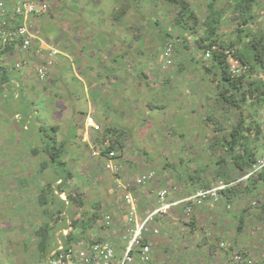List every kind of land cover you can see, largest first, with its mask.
Masks as SVG:
<instances>
[{
  "label": "rangeland",
  "instance_id": "rangeland-1",
  "mask_svg": "<svg viewBox=\"0 0 264 264\" xmlns=\"http://www.w3.org/2000/svg\"><path fill=\"white\" fill-rule=\"evenodd\" d=\"M103 1L106 5H109L110 11L107 15H105L103 12V10L106 9V6L103 5ZM118 1L119 0H55L54 5L58 4L61 7L54 6L53 11L57 12L58 10L63 12L64 10H62V4L72 7L75 3L78 6V11H82L83 8L90 9L92 7L94 18H90V23L87 20L86 15L75 14L76 16L74 15L72 20L58 19L60 20L61 25H63L62 29L66 28L68 33L73 30L72 36L74 37V34L77 36L79 35V29H83L85 25L89 24V27L84 30V32H87L86 35H83V39L87 42L88 48L90 45L93 46L95 44L93 50L100 47L98 50L100 51L105 47V49L108 48L112 51L125 53L129 50L131 51L130 44L134 42L128 41L122 35L130 36L131 30L125 28L122 32L115 33L113 28H109L107 26L104 27L105 23L112 24V18L115 16L114 13L119 8L120 3ZM210 1H214L213 3L215 7L219 8V10L223 7L227 9L230 8L227 11L230 13H224L222 17L223 25L218 32L219 37L223 38L226 35H229L232 29L240 21L239 17L233 13L234 10L239 7L238 3L240 0H190V2L194 5V10H192V12L200 14L202 19L205 20L209 13L207 7L210 5ZM52 2L53 0L50 1V4H52ZM137 2L146 9L145 15L147 17L150 15L151 10L149 4H152V8L155 11V17H151L153 22L152 26L156 24L154 18H159L157 19V22L161 21V23H159L161 27L160 29L165 32L172 31L170 34H172L174 38L179 37L175 42H177L176 44L178 48H181V51L178 50L176 52L177 54L175 53V63H173V60L167 61L163 53L164 48L161 49V43L163 42L160 41L162 36H160L159 32L157 31L158 27H151V25H147V21H145L146 24H144L143 21L140 22L138 27L140 28L141 25L144 26L142 34L144 36L143 40L139 43L137 42L138 46H141V50L139 49L137 52L134 50L133 52L135 55L139 54V56H137L135 59L142 68H138L135 61L130 62L131 65L128 67L131 71L138 69L139 72L147 73L150 77V80L152 82L155 81L154 83L151 81L149 82L148 85L152 83L153 86L151 85L149 89H146L147 91H144L145 93L143 94L140 92L141 89L138 86L139 83L133 82L132 77L129 78V81L122 83L123 78L121 76H123V73H121L119 78H116L117 75L113 76L114 79L116 78L115 83H113L112 80L105 82L106 84H104L102 87V94L99 92L100 89L98 90L99 94L101 95V100H92V97L90 96V101V97L87 98V96L82 94L88 92L89 95L93 88L90 89V87H87V79L83 75L85 80L80 77L83 80L82 85L80 82L81 89L78 85V89L80 91L76 95L72 94L71 98V94L66 90L63 92V94L65 93V97L68 99L65 101H60V99H57L56 97L53 98L51 95L52 93L47 94V91L38 93L36 90H34L31 92V87H44L47 86V83L37 84L36 80L35 83L30 82L28 85L26 80L24 81L23 77L14 70V66L20 61V57L17 56L8 59L4 57V63H0V68L6 70V74L3 75L0 69V83L2 82L3 77H7L6 86L4 87L0 84V264H50L48 259L39 251V232L37 234L36 231L45 222L50 223L49 214H56L57 217V211L61 212L65 209L64 205L66 204L60 200L58 195L60 193L59 190H56L57 188L55 189L53 186L56 183L57 178L64 180V190L67 193L66 196H69L71 195L69 193L73 192L74 190L72 191L68 188L67 190L65 186L69 181L68 175L72 174L73 178L70 182L71 185L75 188L79 186L81 189V193H79L82 196V201H86L88 204L96 201L99 204L105 202L108 204L113 199H119L120 194L116 192L114 187H111V189L108 190L105 186H103L104 182H112L113 178L111 173L109 171H104L106 174L101 173V170H98L95 167L93 168V165L96 163L102 170H105L104 166L107 160L103 157H98L100 156L99 150L103 147L100 144V139H98V136L100 133H102V130L106 128L104 125L107 121L105 122V120H108L109 117H111L113 120H116V124L118 126L116 131L118 132V135L120 133H124V137H119V140H127L125 141V147L123 149L125 153H122L124 159L122 158V166H120L123 170L121 179H129L128 181L130 182L135 178V176L140 174V172H138L139 170L141 173H146L151 170L157 171V169H159L157 173L159 174L160 179H162V183L159 179L152 182L150 186L143 188L144 193L148 192L150 194L153 189L154 191L161 189L158 194L165 193L164 189L170 192V186L173 184V187L179 193L177 196H175L179 199L177 202H182L184 200L190 201L196 197H199L200 195L206 194L207 192L217 193L219 189L220 191H223V189L226 187L240 181L235 178V180L228 182L224 178L217 176L215 179H213V182H211V180L203 182L204 180H202L203 183H200L201 187L195 190L194 187H187V180H182L178 176L181 175V177H183L182 169L186 170V165L188 164L190 166L188 168V172L190 174L196 172V166L193 164L192 158L189 157V155H192L191 150L195 148H199L200 151L196 160L203 162L204 168L208 173L212 170H216L217 167H222L217 163L219 148L217 146L211 147L213 144H206L205 146L201 147V143H199L201 141L197 138L198 130H196V124L205 123L203 119L206 117V115L210 113H216L217 115L216 111H211V109L215 106V103H213L215 100L209 98L213 97V92H215L214 88L219 82V79L215 80L213 77H208V75L205 76V74H191L192 70L190 67L193 66V64L190 65L188 59H184L186 58L185 51H183L185 45H183L182 40L188 44H195L196 40L198 39V34H192L191 31V33H187L185 37L180 35L182 34L181 30L178 27H175L177 24L175 15L177 14L174 5H165L159 0H137ZM260 2L263 4L262 7H264V0H257V4ZM96 6H100V8H97ZM167 7L170 8L167 9ZM195 7L197 10H195ZM253 11L258 12L259 14L257 17L258 23H256L255 26L253 25V29L255 28L256 30L249 29V31H246L247 35H255V31H264V8L257 6ZM81 19L84 20L79 24L77 20ZM45 21L52 27L58 26L56 20L46 19ZM46 22L43 25L40 21H36L34 23V26H36V29L38 30V39L41 42L40 46L38 47L40 50L38 51H41L40 53L45 55L51 51V45L47 37L52 38L55 36L53 33H48L47 29H45L44 26H46ZM95 25L97 28H95ZM72 27L73 29H71ZM135 30L137 29L135 28ZM90 31H99L98 34H105L108 42L105 45L100 41L88 44V42H91L90 40H87V35L91 33ZM155 35L158 37L155 38ZM247 35H244V38H246ZM120 37L122 41L119 40ZM234 49L237 52H242L244 47H239L238 45ZM60 50L62 51V49ZM200 53L204 58V53H202V51ZM77 54L78 52L74 51L73 54L70 53L69 55L70 57H75ZM96 55L97 56L94 58V62L99 61V57L106 59V61L109 60V57L106 54H99L98 52ZM237 60L241 64L250 67L249 64H246L240 58H237ZM59 61L62 62L63 60L59 59ZM55 62V70L58 72L59 66L57 64V60H55ZM122 62L125 61L123 60ZM39 65V62H32L30 64L31 70L35 71L38 69ZM74 65L77 67L79 64L77 65L74 63ZM64 66H66L65 60L63 61V67ZM92 66L93 64L91 63V67ZM79 68L80 66L77 67L78 70ZM174 68L178 70V72L176 71L178 79H175V82L177 81L176 83H178L175 85L176 87L174 85L171 87L162 85V83L164 84L165 82V76H168L171 69L174 70ZM55 70L52 69L54 75ZM69 70L70 69L68 68L66 69V71ZM155 70H163V73L157 74L154 72ZM188 72H190V74ZM254 72L255 73H252V75H247V77H249L251 82H258L260 75L257 70H254ZM159 75L161 76L160 78H158ZM17 80L22 82L20 86L22 89H19V87L15 85L16 83H14V81ZM84 84L86 87H83ZM111 85L116 87V93H120L121 105L124 107L123 110H125L127 113L126 116H123V118L117 115V110L120 109H117L118 103L116 102L115 97L105 99L102 104L103 98L106 97L105 92H107V87H110ZM142 89L145 90V88ZM152 92H155L157 96L153 95ZM18 95L19 98H17ZM71 99H73L72 103ZM150 101L160 103L161 105L159 106H165L164 111L160 113L163 116L157 115L155 113L148 115V113L142 112V110H145L147 106L146 104H148ZM178 103L181 105V109H179L180 114H178L176 111V104ZM81 104L84 107L82 108L84 111L79 115L80 112L78 111V108L81 106ZM103 109H106L107 113L104 112ZM99 110H102L103 114ZM258 111L259 114H253L251 118L243 117L245 123L244 127H251L252 124L254 125L256 123H258L260 127H264V104L263 108L255 110V112ZM97 112H99L98 116L104 115L103 118L100 119L101 123L97 122L99 126L98 129L85 127V123L84 127H77L78 117L82 118L83 121L88 114L89 117L94 118V115ZM241 114L242 113H237V118L236 116L230 114L226 116V118L219 115V119H223V121L227 122L226 126L224 125L225 129H231L232 124L237 123ZM130 116L133 117L132 120ZM102 123L104 124L101 125ZM190 123L195 124V126H193L195 127V130L191 134L192 138L186 137L182 139L179 136L173 138L164 129L165 126L168 127L169 125L172 126L174 124L175 126L179 127L178 130L180 132H185L187 134L189 133L188 129H190L188 126H191ZM120 124L123 126H119ZM39 125L42 127L40 126L38 129ZM54 125L57 127V129L54 130L57 131L56 135L51 129ZM144 134L146 135V138L143 139L142 136ZM228 134H231V130L228 132ZM148 136H150L152 139H150L151 144L147 145L146 142H149L147 141ZM255 136L254 138H256ZM259 136L257 137L258 139L255 140L257 146H259L256 157L261 156L263 153V137ZM56 139L59 141L57 145L58 148H62L63 155H61L56 162L49 164V161L52 160L51 158H46L48 155H53L51 151L53 152L54 147L57 146L55 143ZM192 142L195 144H191ZM148 146L149 149L153 147V151L150 149V153H152L151 158H149V156H145L142 153H137L134 156L135 150L144 149ZM36 149L37 153L32 152V150ZM89 149L92 151V154ZM209 149L212 152L207 151ZM116 150L120 152L118 149ZM165 153L171 155V157L166 164H162V161L166 162L163 160L165 159ZM79 155L81 156L80 159ZM182 163H185V165L182 166ZM237 165L238 164L235 160L233 161L230 159L224 167H226V170L228 167L229 172L232 171L235 173ZM51 167L52 170L50 174H48L47 171ZM126 174L129 175V177H127ZM240 174L243 175L242 179L246 180L250 175L247 170L239 171L236 176L240 178ZM114 177L116 178V176ZM206 177H209V175H205L204 178ZM88 178L93 179L99 184H91L92 186H90L92 180L86 181ZM99 181H102V183ZM254 181L257 186L264 189V183L261 180L254 179ZM32 182L34 183L33 185ZM188 184H190V182ZM32 187H40L42 191H48L47 188H51L56 190V195L53 197V192L50 191V193L47 194V200L49 201L48 204L46 203L45 205H41V202L36 204L34 200V194L37 191L34 192L33 189H30ZM162 187L166 188L162 189ZM63 196L64 195H61V198ZM211 196L212 199L209 201V203L218 202L215 199L220 200L219 193ZM181 197H184V200H180L182 199ZM173 201H176V199L174 198ZM239 202L240 210L252 206V204L248 203L247 201L240 200ZM230 204V207L234 206L235 201H231ZM236 206L238 207L237 204ZM44 210L47 211V215L44 213ZM188 211H190V209ZM73 212H75V207H73ZM205 212H207V210H205ZM70 213H72V211H70ZM181 215L186 216L187 214H185L184 211L181 213ZM98 221V226L102 228V221ZM174 221L170 226L172 228L170 232L172 233L178 232L180 230L178 216ZM65 222L66 219L61 221L60 228L68 227ZM201 230L203 232L206 230L204 224L201 226ZM181 231V234L186 233L184 230ZM205 233L208 236L211 235L210 230H207ZM50 234V238L47 241L48 248L52 249V247H55V245L58 243V239L63 240L64 242L66 241L65 235L61 234V236L57 238L55 233L52 234L50 232ZM253 234L252 228H248L242 233V235L235 234L230 238H223V241L228 245L229 248H232L236 251H246V253L252 256L253 254L257 255L256 257L259 261H264V230L261 231L260 234H256V236H253ZM212 237L213 241H211V243L213 245H217L219 241L214 238V235ZM176 238L179 239V234L176 235ZM239 239H243L244 247L237 246L236 240ZM204 241L208 242L209 238H207L205 235H201L198 239V243H201L202 245L193 244L192 259H201L202 255L206 253H208L207 258L209 257L211 247L208 244L205 245L202 243ZM175 242V246L179 248L181 243L178 240ZM174 243L172 245H174ZM176 247L172 248L175 249ZM169 253L172 255L173 260H177L175 254L171 252ZM168 258V255H164V260H168Z\"/></svg>",
  "mask_w": 264,
  "mask_h": 264
},
{
  "label": "trees",
  "instance_id": "trees-1",
  "mask_svg": "<svg viewBox=\"0 0 264 264\" xmlns=\"http://www.w3.org/2000/svg\"><path fill=\"white\" fill-rule=\"evenodd\" d=\"M47 1L50 2L51 0H47ZM159 1L165 5L175 6V11L177 14L175 15V20L177 22L175 27H178L181 30L182 34L180 35H183L185 37L187 33H191V31H192V34H195V33L198 34V39L196 40L195 44L194 43L188 44L187 42L183 40V45H185V48H186V50L185 48L183 49L186 55V58L184 59L185 60L188 59L190 65L193 64V66L190 67V69L192 70L191 74H194V73L195 74L197 73L205 74V76L208 75V77H213V79L215 80L219 79V82L217 80L218 83L216 87L214 88L215 92H213V97L209 98V99L215 100L213 101V103H215V106L211 109V111L212 112L216 111L217 115L216 113L215 114L210 113L206 115V117L203 119L205 123H203L200 127V128H203V131H199V133L197 134V138L201 141L199 142L201 143V147L205 146L206 144L208 145L210 144V142H205V139H208L209 141H212L211 142L213 144L212 146H217L219 148V152H218L219 155L217 156V163L218 165H221L222 167H217L216 170H212L208 173L204 168L203 162L196 160L199 155L198 153L200 151L195 152L194 150H192L194 155L191 158H192L193 164L196 165V172H193L190 174L188 172V168L190 167L188 164L186 165L187 166L186 170L182 169L183 176L190 175L189 178L193 181L192 182L193 186L197 185V183L200 181V177L203 178L204 175H207V176L209 175V177H206L205 180L206 181L211 180V182H213V179H215L217 176L224 178L228 182L235 180V178H237L236 174L239 171L247 170L248 168L249 169L251 168L250 162L256 158L257 150L259 147L257 146L255 140L258 139L257 137L259 135L261 136V133H263V128L261 129L259 124H254V125L252 124L251 127H244L245 123L243 120V117L251 118L254 114L252 113L253 111L248 106L254 107L259 104L257 108L259 109L264 104V35H263L264 31L263 30L260 32L255 31L254 32L255 35L246 34V31H249V29L256 30L255 28L253 29V25L255 26L256 23H258L257 17L259 14L258 12H255L253 10L257 6L264 8L262 7L263 4L261 2H260L261 4L260 3L257 4V0H240L238 3L239 7H237V9L234 10L233 12L234 15L239 17L240 21L238 22V24H236L237 27L233 28L229 35H226L225 37L221 38L219 37L218 32L221 26L223 25L222 17L225 12L230 13V12H227L230 8L227 9L223 7L219 10V8L215 7L213 3L214 1L213 2L210 1V5H208L207 7L209 10V13L206 19L204 20L202 19L200 14L196 12H192V10H194V5L190 2V0H159ZM118 2L120 3L119 8L114 13L115 16L112 18V24L105 23L104 27L107 26L109 28H113L115 33L122 32L123 29L125 28H128L129 30H131L130 36L122 35L128 41L134 42L130 44L131 51L129 50L124 53V52L112 51L111 49H108V48L105 49V47L102 48L99 51V54L103 53V54L108 55L109 60L106 61V59H102L99 57V62H97V65L99 66L94 65L91 69L87 68L85 71L86 77L92 76L91 74L96 72L95 74H97L98 76L95 78V81H99L98 83L101 85L100 80L103 76H108L110 79L113 80L112 76L117 75L116 78H119L120 74L123 73L122 74L123 76H121L123 78L122 83H124L125 81H129V78L132 77L133 82L139 83L138 86L141 89L140 92L143 94L145 93L144 91H147L146 89H149V87L152 85V84L148 85L149 82L151 81L149 75L145 72L144 73L139 72L138 69L137 70L134 69L131 71L130 68L128 67L131 65L130 62H133V61L136 62L135 58L139 56V54L135 55L133 51L135 50L137 52L139 51V49L141 50V46H138V43L143 40L144 36L142 34H143L144 26L141 25L139 28L138 25L140 24L141 21H143L144 24H146L145 21H147L148 22L147 25H151V27H158L157 31L159 32L160 36H162L160 41L163 42L161 43V49L164 48L163 49L164 55L166 54V51L169 49V46L172 45V48H171L172 57L170 58V60H173V63H175L174 61L175 53L178 50L181 51L180 50L181 48H178V46L170 44V43H177L175 41H177L179 37L174 38V36L170 34L172 31L165 32L161 30L160 29L161 27L159 24L161 23V21L157 22V19L159 18L157 19L154 18V21L156 22V24L152 26L153 22L151 20V17L152 16L155 17V11L152 8V4H149L151 10H150V15L147 17L145 15L146 9L142 7L141 5H139L137 0H132V1H128V0L120 1L119 0ZM103 5L106 6L107 10L106 9L104 10L102 9V10L105 13V15H107L108 12L110 11L109 5H106L104 1H103ZM54 6L61 7L58 4ZM73 7H78V6L74 4ZM96 7L100 8V6H96ZM53 8L50 9L48 13V14H51L49 19L56 20L58 26L52 27L45 20L40 19V22L42 23V25L46 22V26L44 27L45 29H47L48 33H53L55 35L52 38L49 37V43L58 48H62V45H63L62 43L65 44L67 42L69 43V50L73 54L74 53L73 51L75 50L78 51L77 46L69 41V37L72 36L73 30L68 33V30L66 28L62 29L63 25H61L60 20H58V19H64V20L71 19L72 20L73 15L66 14V10H70L68 9L70 7L62 4V10L64 11L62 12V11L57 10L58 14L57 12L53 11L54 10ZM169 8L170 7H167V9ZM195 10H197L196 7H195ZM135 28L138 31L135 30ZM71 29H73V27ZM98 32H97L96 39L105 45L108 42L106 35L98 34ZM244 35H247V37L244 38L245 37ZM121 37L119 38L120 41H122ZM157 37L158 36L155 35V38ZM79 43L80 45H82L83 41L80 40ZM238 45H241L244 47V50L242 52L241 51L239 52L238 57L242 61H244L246 64H249L251 66L250 67L251 69L248 75H252V73H255L254 70L258 71L260 75L258 82H251L249 80V77H247V75L246 76L245 75L234 76L232 73H230L227 62H226V56L223 52H215L213 54L212 59H210L209 61L205 60V54L210 52L212 46L214 47L216 46L220 49H224V48L232 49ZM89 50L90 49L88 47L83 49V51L87 52L88 58L91 59L92 57H95V55H92L91 51ZM201 51L202 53H204V58H203V55L200 53ZM15 55L19 56V54H17L16 50L13 48H7L6 50H3V52L0 53V63H4L3 61L4 57L8 59L11 56H15ZM75 57H77V55ZM35 59H37V56L35 57ZM123 60L125 62H122ZM40 63L42 65L47 64L45 60L40 61ZM136 66H138V68H142L140 67L138 63ZM0 69H1L2 74L5 75L6 70H3V68H0ZM162 71L163 70H155L154 72H156L157 74L158 73L160 74V73H163ZM176 71L178 72V70L175 68L174 70L171 69L168 76H165L166 79H165L164 84L162 83V85H165L166 87L167 86L171 87L173 85L175 86L176 84H178L176 83L177 81L175 82V79L176 80L178 79ZM188 73L190 74V72ZM160 77L161 76L159 75L158 78ZM61 81L64 83V80H61ZM77 82H78V79H75L74 84H76ZM64 86L66 89H68L69 83L65 82ZM142 88H145V90ZM110 90H113V89H111V87H107V92ZM100 91H102V86L100 88ZM72 92H73L72 90H71V93L69 92L71 96H72ZM112 97H115V100L118 103L117 109H120V110H117L118 112L117 115L123 118V116H126L127 113L126 111L123 110V107L121 105L120 93H116L114 91V93H112ZM153 103L156 106L161 105L160 103L150 101L148 104H146L147 106L145 110H142V112H147V110L151 111L152 108L150 107V105H152ZM176 107H177L176 111L178 112V114H180L179 109H181V105L178 103L176 104ZM158 108L160 109V112L164 111L163 105L159 106ZM104 112L107 113V111H104ZM237 113L239 114L242 113L240 116L241 118L240 117L238 118V121L236 124L234 123L232 124L231 129L229 128L225 129L227 122L223 121V119H219V115L226 118V116L230 114V115L236 116L237 118L238 117ZM130 118L131 120L133 119L132 116H130ZM105 122H106L105 123V127H106L105 134L99 138L100 144L103 146L101 150V154L104 157L109 152L115 150L116 148H118V146L122 145L123 141L119 140L120 139L119 137L121 138L124 137V133H120L118 135V132L116 131L118 129L116 120H113L111 119V117H109V119L108 120L106 119ZM178 128L179 127L175 126L174 124L172 126L169 125L168 127L166 126L164 127V129L168 132V134L172 136L173 138L177 136L181 137L182 139L186 137L192 138L191 134L189 135V133L186 134L185 132H180ZM55 129H57V127H55ZM205 129H208L209 133H207ZM227 130L229 131L231 130V134H228ZM254 136L256 138H254ZM150 139L152 138L148 136L147 141L149 142H146L147 145L151 144ZM191 144H195V143L192 142ZM150 149L153 151V147H151ZM150 149L148 146L147 148L138 149L139 151L138 150L136 151L144 154L147 157L149 156V158H151L152 153H150ZM195 149H199V148H195ZM51 153L53 154L52 155L53 157L51 156L52 162L49 161V164L56 162L57 159H59L60 156L63 155L62 148H57V146L54 147V151L53 152L51 151ZM166 157H168L167 153H165V159H163L166 162L162 161V164H166L169 161V159ZM230 159L233 161L235 160L237 162L238 164L236 166L237 173L236 172L234 173L232 171L229 172L228 167H227V170L225 169L226 167L224 166ZM60 165H63V164H60ZM184 165L185 163H182V166ZM138 172H140V174L144 173V172L141 173L140 170ZM240 175L241 177H243L242 174ZM68 177H69L68 178L69 180L73 176L69 174ZM254 179L261 180L262 182H264L263 181L264 180V170L260 172L259 174H257L255 177H253L250 183L248 184H245V182L235 183L233 185L228 186L221 194L224 197V199L229 203H231V201L233 200L235 202H238L240 199H243V198L247 200H252L256 198L255 200H258L261 202V204L259 205L263 206L264 205V189L258 188L255 190L254 187L256 183ZM58 188L56 190H59L60 193H63L64 188L60 187L61 190ZM47 189L48 191L43 190L41 192L42 193L41 205H45L46 203L47 204L49 203V201L47 200L48 199L47 194L50 193V191L53 192V197L54 195H56L55 194L56 190L51 189V188H47ZM141 189L143 190V188ZM75 193L76 194L71 193L70 200L75 202L77 206L79 205L82 206L84 203L82 201L81 194L77 191ZM251 202L252 201H250V203ZM251 208L252 206L245 208V209L247 210ZM45 211L44 213L47 215V211L46 212ZM77 224H78V221L77 220L74 221V225H77ZM38 232H39L38 234L39 239L41 238V240L38 243V247L42 251L41 253L43 254V256L46 257L47 253L51 250V249L48 250L49 248L47 246V241L51 235L49 226L41 227L38 230ZM174 235L175 236L172 238L173 239L172 244L176 240H178L181 243L182 240L180 239L181 238L180 235H179V239L176 238L177 234H174ZM192 241H191V238L187 237V242L191 244ZM175 245H176V242L174 243L173 247H176ZM175 249L178 252L177 253L178 258L186 262L187 264H198L199 263L198 261H196V259L191 258L192 251H193L192 244L189 247V253H190L189 256L185 254V247L182 243L179 248L176 247ZM195 254H198V253H195ZM164 255H166V252L164 253ZM202 259L206 260L205 254L202 256ZM166 264H168L167 261H166ZM210 264H214V263L212 262ZM261 264H264V261L261 262Z\"/></svg>",
  "mask_w": 264,
  "mask_h": 264
},
{
  "label": "crops",
  "instance_id": "crops-1",
  "mask_svg": "<svg viewBox=\"0 0 264 264\" xmlns=\"http://www.w3.org/2000/svg\"><path fill=\"white\" fill-rule=\"evenodd\" d=\"M68 9H70V10H66V14H68V15L72 14L73 16L75 14L86 15L89 23L91 22L90 18L91 17L94 18V12L92 10V7L90 9L83 8L82 11H78V7H70ZM83 20L84 19L77 20V21H79V24H80V22L81 21L83 22ZM88 25H85V27L83 29H79L80 32H78V34H79L78 36L76 34H74V37L73 36L69 37L70 42H72L78 48V51L75 50V52H78L77 57H70L69 54L71 53V51L69 50V43H65V44L62 43L64 45V46L62 45V48H61L63 51V55H64L62 60L63 61L65 60L66 66L63 67V61L61 62V64L59 63V65H58L59 71L56 72V74H55L58 82L47 83V86H44V87H34L33 86L30 88L31 92H33L34 90H36L38 93H40L42 91H44V92L47 91V94L52 93L51 95L53 98L56 97L57 99H60V101H65L68 98L65 97L66 94L65 93L63 94V92L67 90L68 92L71 93L70 90H72L73 91L72 94L76 95L80 91L78 89V85L80 87V82L82 85V82H83L82 79H84V77H83V75H84L85 78L87 79V87H90V89L93 88V90L89 93V95H88V92H85L82 95L87 96V98L91 96L92 100H94V99L101 100L100 94H102L103 90L99 91L100 94H99L98 90L101 88V86L103 87V85L106 84L105 83L106 81H109L112 79H110L108 76H103L100 80V83H101V85H100L98 83L99 81H95V78L98 76L97 74H95L96 72L91 74L92 76L86 77V72H85L86 69L87 68L91 69L94 65H97V62H99V61L94 62L95 61L94 58L97 56L96 54L99 52L98 50L100 48V47L95 48L93 50V47L95 46V44L93 46L92 45L89 46V49H90L89 51H91V53L93 52L92 55H95V57H92L91 59L88 58L87 52L83 51L84 48L88 47L87 42L83 39V35H86V33H87V32H84V30L87 29V27H89ZM92 28H93V26H92ZM95 28H97L96 25H95ZM90 32L91 33L89 35H87V40H90L91 42H88V44L98 42V40L96 39L98 31L97 32L90 31ZM80 40L83 41L82 45H80V43H79ZM77 42L79 45L77 44ZM74 63L77 65L79 64L78 65V66H80L79 70L77 69L78 66L75 67ZM91 63L93 64L92 67H91ZM97 66H99V65H97ZM67 68L70 70L66 71ZM112 78H113L112 82L115 83V79L113 76H112ZM6 79H7V77H4V83L6 82ZM75 79H78V82L76 84H74ZM61 80H64V83ZM65 82L69 83L68 89H66L64 86ZM14 83H16L15 85L17 87H20L22 82H20V80H17V81H14ZM26 83H27V81H26ZM27 84L29 85V83H27ZM84 86H85V84L83 85V87ZM110 87H111V89H113V91L110 90L107 93L105 92L106 97L103 98L102 104H103L105 99L112 97V93H114V91L116 89V87L113 85H111ZM80 89H81V87H80ZM54 90H55V92H54ZM137 94H138V92H137ZM70 97L72 98V96H70ZM91 97H90V101H91ZM94 97H96V98H94ZM17 98H19V95L17 96ZM72 102H73V99H71V103ZM150 107L152 108V111L150 114L155 113L157 115H161L160 113L163 112V111L160 112V109L158 108L159 106H156L155 104L150 105ZM82 108H84V107L81 104V106L78 108V111L80 112L79 115L84 111ZM123 109H124V107H123ZM153 109H155L157 112ZM57 110H59V109H57ZM103 110L106 111V109H103ZM99 111L102 113V110H99ZM98 114H99V112L95 113L94 116L96 118V122L101 123V120L98 121V119H102L104 115L98 116ZM161 116H163V115H161ZM84 123H85V120L82 121L81 118L78 117L77 127L78 128L84 127ZM103 124L104 123H102L101 125H103ZM201 125H202L201 123L196 124V126H197L196 130H198L197 134L199 133V131H203V128H200ZM40 126L41 125L38 126V129ZM119 126H123V125L120 124ZM193 126H195V124H191V126L190 125L188 126V128H190V129H188L189 135L192 134V132L195 130V127H193ZM53 127H56V125H54ZM205 131L207 133H209L208 129H205ZM73 136H75V135H73ZM156 137H157V135H156ZM142 138L143 139L146 138V135L144 134L142 136ZM56 141H57V139H56ZM32 151L37 152V149L32 150ZM67 156H68V153H67ZM80 158H81V156L79 155V159ZM76 159H77V157H76ZM94 167L99 170L98 164L95 163L93 165V168ZM51 170H52V167L47 171L48 174H50ZM52 172H54V171H52ZM101 173L106 174V172H101ZM126 176L129 177V175H127V174H126ZM179 176L181 177V175H179ZM72 178L69 179L65 188L71 189L72 191L74 190L73 192L77 191V192L81 193V189L79 188V186H77L75 188L71 185L70 182L72 181ZM89 180H92V183H90V186H92L91 184H99L98 182H96L90 178H88V180H86V181H89ZM159 180L162 183V179H159ZM124 181L126 182L127 180H124ZM204 181H206V180H204ZM99 182L102 183V181H99ZM192 182L193 181H191L190 184L187 183L186 186L187 187L188 186L194 187L195 190H197L198 188L201 187L200 183H203L202 181H199L197 183V185L193 186ZM33 184L34 183L32 182V185ZM60 184H62V185H60ZM64 185H65L64 180H62L61 178H57V181L53 186L55 189L57 187H59L58 189L61 190L60 187L64 188L63 187ZM103 186H105L108 190H110L111 187H114V189H116V192L118 194H120L119 199L118 200L113 199L108 204L106 202L99 204L97 201L92 202L91 204H88V203H86V201L85 202L83 201L84 204L82 206H80V205L75 206V207H77V210H76V212H73L74 204H73V206H71L70 203L69 204L67 203V196H66L67 193L64 190L63 191L64 196L61 198V195H59V198L62 202L66 201L65 202L66 205H64L65 209L63 211H61L57 215V217H56V214H49L50 223L45 222L44 224H42L41 227L49 226L50 232L52 234L55 233L57 235V238H59L61 236V234L62 235L71 234L68 239L74 243H76L77 241L80 240L79 234H88L89 238H94V239H97L100 241L112 242L116 246L118 254H121V252L123 251V249L125 247L121 242V238H122V234L125 232V230L128 226L127 209L125 208V206L123 204V199H122L123 191L121 190L122 188L117 189L115 180H112V182H104ZM250 186H252V185H250ZM28 187H30V186H28ZM254 188L256 190L260 187L255 185ZM30 189H33L34 192L37 191L34 194V200H35L36 204L42 202L41 201L42 200L41 199L42 189H40V187H36V188L32 187ZM119 190H121V192ZM159 190L154 191V189H153L152 192L149 194L148 192L144 193L143 192L144 190H142L141 188H138L135 186L132 187V190H131L132 194L136 198V200L138 201L139 207L141 208L140 212L138 213V216L140 218H144L146 216L147 212L153 211L157 208V194L156 193H158ZM71 193H69V194H71ZM154 194H156V195H154ZM178 194H179L178 192L174 191L171 194L172 197L170 195V197L167 198L166 202L171 203V204L176 203L179 199L175 196H177ZM174 198L176 199V201H173ZM255 199L256 198H254L252 200H246L243 198L240 200L250 202V201H253ZM239 201L235 202L238 205V207L235 205L238 209H240L239 208V205H240ZM211 206H214V205H211ZM263 206L260 208L254 209V210H245L244 212H242V214L240 216L242 221H237V222L233 218L235 216H232L231 213L225 211L224 209L222 210V208H214V207H208V206H206L204 209L197 208V210L194 212V215L191 218L187 219L181 215V213L184 210L183 207L182 206H174L168 211V213L166 215H162V216L159 215L156 219V222L153 224V228L159 230V235H152L150 237L151 243H152V246L154 249L152 258H153V260L158 261V262H166L167 261L168 264H186V262H184L178 258V254H177L178 252L177 251L173 252V254H175L177 260H173L172 255L169 253L171 245H172V240H173L172 238L175 236L174 234H181L180 233L181 230H184L186 232L185 234H190L189 237L193 238L192 239L193 241L191 242L192 245L193 244H197V245L201 244V243H198V239L200 238L201 235H205L206 234L205 232L207 230H210L211 234H216L214 236V238H216L218 241H221L223 238H230V237L234 236L235 234L242 235V233L248 228H252V232L254 233L253 236H256V234H260L261 231L264 230V207ZM87 208H88V210H87ZM205 210H207V212H205ZM70 211H72V213H70ZM210 212H214L219 216L217 224L212 225L213 219H212V213H210ZM57 213H58V211H57ZM104 213L107 215H111L113 217L114 223L112 224L111 227H106L103 224H102V228L98 226V222H99L98 220H100L102 218V214H104ZM144 214H145V216L141 217ZM177 216L179 218L180 230L178 232L172 233V232H170L172 230V228L170 226H171V223H173V221L176 219ZM78 218H82L84 221L81 222L82 220H77ZM235 218L237 219V217H235ZM64 219H66L65 223L68 225V227L67 228H60L61 221ZM67 219H68V221H67ZM76 220L79 222L77 225H74V221H76ZM237 220H239V219H237ZM239 222H241V223H239ZM203 224L206 227V230L204 232L201 230V226ZM255 227L257 230V231L255 230L256 232L253 231V229ZM237 228H239V229L237 230ZM65 237H66V235H65ZM236 242H237V246H243L244 247L243 239L242 240L241 239L236 240ZM181 243L185 247V254H187L189 256L190 255L189 247L191 246V244L189 242H185V243L181 242ZM202 243H204L205 245L208 244V242H205V241ZM54 248L55 247H52V250ZM165 252H166V255L169 256L168 260H164V253ZM230 253H231L230 250L223 251L222 249H219L218 247H213V248H211V251L209 252V257L207 258L208 253H206L205 254L206 260L201 259L198 264H210L212 262L214 264H227L230 257H231ZM193 262H195V261H193Z\"/></svg>",
  "mask_w": 264,
  "mask_h": 264
},
{
  "label": "built area",
  "instance_id": "built-area-1",
  "mask_svg": "<svg viewBox=\"0 0 264 264\" xmlns=\"http://www.w3.org/2000/svg\"><path fill=\"white\" fill-rule=\"evenodd\" d=\"M31 0H21L25 4H29ZM9 5L8 0H0V43L7 44L12 40V35H7L3 28L1 17L6 13V7ZM17 14L20 16L26 13L34 12V8H25L21 6H15ZM18 36L24 39V49L31 44L34 35L30 33L27 28H21L18 32ZM173 44V43H170ZM174 45V44H173ZM172 45L166 51L165 57L167 61H170L172 57L171 53ZM214 51H217V47H213ZM53 53L52 55H55ZM227 62L230 67V71L234 75L245 74L249 70V66L241 64L235 54L234 49L226 50ZM209 57V55H208ZM87 125L95 126L93 118L87 120ZM263 153L257 157L252 172L249 177L264 169V143ZM106 168L112 173L118 175L122 171L120 165L116 163H109ZM157 179V173L153 170L136 176L132 181L124 183L122 180H117V186L123 188L122 193L123 204L127 209L128 226L125 232L122 234L121 242L125 246L121 254H118L116 246L112 242L91 240L88 241L84 238L77 241V243L68 241L64 243L58 241L55 249L52 251L51 264H166V262H158L153 260V246L150 241L152 235H158L159 230L153 228V224L159 215H166L168 211L176 206L177 203H166L168 196V190L164 189L165 193H159L157 198V208L153 211L147 212L140 218L138 213L141 208L136 198L132 194V187L144 188L150 186V184ZM220 191V189L218 190ZM217 193L207 192L204 195H200L198 198V204L203 205V199L208 196L216 195ZM212 198V196H211ZM216 201H219L215 199ZM252 205L257 206V202H253ZM103 224L106 227H111L114 223V219L111 215L105 214L103 217ZM67 235V234H66ZM68 236V235H67ZM231 264H254L253 261H246L241 254H237Z\"/></svg>",
  "mask_w": 264,
  "mask_h": 264
},
{
  "label": "clouds",
  "instance_id": "clouds-1",
  "mask_svg": "<svg viewBox=\"0 0 264 264\" xmlns=\"http://www.w3.org/2000/svg\"><path fill=\"white\" fill-rule=\"evenodd\" d=\"M21 0H8V2H9V5L6 7V13H4V15H3V17H1V21H2V23H3V28H4V31H5V33L7 34V35H12V40L10 41V42H8L7 44H3V43H0V53H2L3 52V50H6L7 48H13V49H15L16 50V53L17 54H19V56L18 57H20V61L18 62V63H16V65L14 66V70L19 74V75H21L22 77H23V80L25 81H27V83H35L36 82V80H37V84H43V83H54V82H58V80L56 79V76L53 74V72H52V69H56V67H55V64H54V62H55V60H57V64L59 65V63H61V61H59V59H62L63 57H64V55H63V52L60 50L61 48H58V47H56V46H53V45H51V51H50V53H48L47 55H45V54H43V53H40L38 50H40V49H38V47L40 46V44H41V42L39 41V39H38V36H37V34H38V30L36 29V26H34V23L36 22V21H40V19L41 20H43V19H49V17H50V15L51 14H48L49 13V11H50V9H52L53 8V6H54V3L52 2V5L50 4V2L49 1H47V0H31L30 2H29V4H25L24 2H20ZM54 1V0H53ZM75 4V3H74ZM15 6H21V7H25V8H34V12H30V13H26V10L24 11V14L23 15H19V14H17V12H16V9H15ZM74 6V5H73ZM72 6V7H73ZM46 16V17H45ZM21 28H27L29 31H30V33L31 34H33L34 35V38L32 39V42H31V44L27 47V49H24V45H23V43H24V39H21L19 36H18V32H19V30L21 29ZM234 28H236V26L234 27ZM48 39H49V37H48ZM183 41V40H182ZM174 45H176L177 46V44L176 43H173ZM241 45H239V47H240ZM213 47L214 46H212L211 47V50H210V52H208V53H206L205 54V60H207V61H209L210 59H212V57H213V54L215 53V52H223L224 54H225V52H226V50H228L227 48H224V49H220V48H218V50L217 51H214L213 50ZM216 47V46H215ZM232 49H234V48H232ZM235 50V49H234ZM236 51V50H235ZM56 52V54L55 55H52L53 53H55ZM240 52V51H239ZM239 52H237L236 51V54H235V56H236V58H239L238 57V54H239ZM208 55H209V57H208ZM37 56V59H35V57ZM165 56V55H164ZM225 56H226V62H227V55L225 54ZM13 57H17V55H15V56H11L10 58H13ZM43 57H46V58H43ZM6 58V57H5ZM42 60H45L46 62H47V64L46 65H42L41 63H40V61H42ZM34 63V62H39V67H38V69H36L35 71H32L31 70V66H30V64L31 63ZM30 63V64H29ZM56 63V62H55ZM227 65H228V69H229V71H230V67H229V64H228V62H227ZM251 67V66H250ZM250 69L251 68H249V70H248V72H246L245 74H241V75H248L249 74V72H250ZM48 71H50V72H48ZM56 70H55V74H56ZM42 73H43V75H42ZM230 73H232L231 71H230ZM233 74V73H232ZM234 75V74H233ZM241 75H234V76H241ZM6 84H7V82H5L4 83V77H3V79H2V82H1V85H3L4 87L6 86ZM153 86V85H152ZM20 88V87H19ZM20 89H22V88H20ZM54 92H55V90H54ZM152 94L153 95H155L156 96V94H155V92H152ZM154 104V103H153ZM258 106H259V104L258 105H256V106H248L253 112L252 113H254L255 115H258L259 114V111L258 112H255V110L258 108ZM261 108H263V106H261ZM152 111V110H151ZM151 111H148L147 110V112L146 113H148V115L151 113ZM261 112H263V111H261ZM89 117V114L87 115V117H85L84 118V120L86 119V121H85V127H92L91 129H94V128H96V129H98L99 128V126H98V123L96 122V118H95V116H94V118L93 117H89V118H93L94 119V121H95V126H89V125H87V120L89 119L88 118ZM145 119H147V118H145ZM81 120H82V118H81ZM256 124H258V123H256ZM103 128H104V126H103ZM261 129L263 128V133H261V136L263 137V135H264V127H260ZM53 131L54 130H56L55 129V127H52L51 128ZM98 131V130H97ZM97 131H95V132H97ZM105 131H106V128L104 129V130H102V133H100V135L98 136V139L101 137V136H103L104 134H105ZM228 132H229V130H227ZM54 134L56 135L57 134V131H54ZM178 140H180V139H178ZM177 140V141H178ZM125 141H127V140H125ZM125 141H123V144L122 145H120V146H118V148H116V149H118L120 152H118L116 149L115 150H113V151H111V152H109L105 157L104 156H102V154H101V150L102 149H100L99 150V152H100V156H98L99 158L100 157H103V158H105L106 160H107V162H106V164H105V170H102L100 167H99V170H101V172H104V171H109L107 168H106V166L109 164V163H116V164H118V165H120V166H122V164H121V160H122V158L124 159V156H122V153H125V151H123V149H124V147H125ZM205 142H210V144H212L211 142L212 141H209L208 139H205ZM262 142L264 143V137L262 138ZM57 143H59V141H58V139H57V141H56V145H57ZM262 143V144H263ZM211 147H214V146H211ZM57 148H58V145H57ZM90 150V149H89ZM195 152H199V149H193ZM122 151V152H121ZM192 151V150H191ZM208 151H210V152H212L210 149L208 150ZM33 152V151H32ZM90 152H91V154H92V151L90 150ZM35 153H37V152H35ZM137 153H140V152H137L136 150L134 151V156L137 154ZM90 154V155H91ZM132 155H133V152H132ZM194 155V153L192 152V155H189V157L191 158L192 156ZM164 156H165V154H164ZM45 157H46V154H45ZM170 157H171V155H168V157H166V158H168L169 160H170ZM51 158V155H48V157L46 158V159H50ZM256 159H257V157L254 159V160H252L251 162H250V169L248 168L247 169V171L249 172V173H251L252 172V169H253V165H254V163H255V161H256ZM50 162H52V161H50ZM202 163V162H201ZM196 166V165H195ZM157 169V168H156ZM264 170V169H263ZM263 170H261V171H259V172H257V173H255V174H253V175H251L247 180L246 179H242V177H237L236 179L237 180H240L239 182H245V184H248V183H250V181H251V179L253 178V177H255L257 174H259L260 172H262ZM154 171V170H153ZM157 171H159V169H157ZM157 171H155L156 173H157ZM110 173H111V175H112V178H113V180H115V183H116V187H117V189H121V187H118L117 186V180H122L124 183H127V181L129 180V179H127V181L125 182L124 181V179H121V177H122V172H123V170L120 172V174H118V175H116V174H114V173H112L111 171H109ZM141 175V174H140ZM114 176H116V178L114 177ZM138 176V175H137ZM136 177V176H135ZM180 177V176H179ZM184 177V178H183ZM183 177H180L182 180L183 179H186L187 180V183H189V182H191L192 180L189 178L190 177V175H184ZM204 177H205V175H204ZM201 178L200 177V181H202L203 179L205 180L206 178ZM158 179H160V177H159V174L157 173V179H156V181L158 180ZM185 181V180H184ZM129 182V181H128ZM163 182H165V181H163ZM205 182V181H204ZM239 182H236V183H239ZM186 183V184H187ZM58 188V187H57ZM164 188H166V187H162V189H164ZM227 188V187H226ZM225 188V189H226ZM225 189H223V191L225 190ZM122 191H123V193H124V190H123V188L121 189ZM121 190H119L120 192H121ZM170 192H168V196H167V198H169L170 197V195L174 192V191H176L177 192V190L173 187V184L170 186ZM161 191V189L158 191V192H160ZM223 191H219L218 193H219V196H220V200L218 201V202H216V203H209V201L212 199L211 198V196H208V197H206L205 199H203V205L202 206H199V204L197 203L198 202V200H200V198H198V197H196L195 199H192V200H190V201H186V200H184L183 198L184 197H182V199H180V200H184V201H182V202H176L177 203V205L176 206H182L183 207V212L185 211V214H187L186 216H184L185 218H187V219H189V218H191L193 215H194V212L197 210V208H199V209H204L206 206H208V207H214V208H222V210L224 209L225 211H227V212H229V213H231L232 214V216H235V217H237V219H239V220H237L235 217H233L234 218V220L237 222V221H242L241 220V218H240V216H241V214H242V212H244L246 209L245 208H243V209H238L235 205H236V203H235V205L234 206H232V207H230L231 206V204L229 203V202H227L225 199H224V197L222 196V192ZM57 193V192H56ZM73 193V192H72ZM75 193V192H74ZM73 193V194H74ZM58 194V193H57ZM64 193H59L58 195H63ZM157 198H158V193H157ZM167 198H166V200H167ZM208 200V201H207ZM247 200V199H246ZM66 202V201H65ZM247 202H249V201H247ZM253 202H257V206H254V205H252V208L251 209H247V210H254V209H257V208H260V207H262V205H259V204H261V202L260 201H258V200H253L252 202H251V204L253 203ZM67 203L69 204L70 203V205L71 206H73V204H74V207L75 206H77L76 205V203L75 202H73V201H71L70 200V195L69 196H67ZM167 203V202H166ZM250 203V202H249ZM214 205V206H211V205ZM226 204H227V207H226ZM70 206V207H71ZM174 207V206H173ZM190 209V211H188ZM76 210H77V207H75V212H76ZM59 212L60 211H58V214H59ZM210 213H212V225H214V224H217L218 222V218H219V216L216 214V213H214V212H210ZM104 215H105V213L104 214H102V218L100 219L101 221H102V224H103V217H104ZM77 220H82L81 222H83L84 220L82 219V218H78ZM79 222V221H78ZM239 223H241V222H239ZM104 225V224H103ZM83 228V227H82ZM40 229V228H39ZM38 229V230H39ZM239 228H237V230H238ZM256 230V227L253 229V231L254 232H256L255 231ZM37 234H38V231L36 232ZM64 235H66V234H64ZM68 235V236H67ZM66 235V242H68V241H70L68 238L70 237V235L71 234H67ZM80 235V239H82V238H84V239H86V240H88V241H91V240H95L94 238H89V235L88 234H79ZM159 235V234H158ZM180 235V239L182 240V242H186L187 241V237L188 238H191V241H192V237H189V235L190 234H179ZM215 236L216 234H211L210 236H208L207 234H205V236H207V238H209V241H208V245H210V247L211 248H213V247H218L219 249H222L223 251H227V250H230L231 251V257H230V259H229V261H228V263L227 264H231L232 262H233V259H235V256L237 255V254H241L242 255V257L246 260V261H253L254 262V264H261V262H263V260H261V261H259L258 260V258L256 257L257 255H254L253 254V256L252 255H250V254H248V253H246V251H241V250H238V251H236V250H234V249H232V248H229L228 247V245L223 241V239L221 240V241H219V243L217 244V245H213L212 243H211V241H213L212 240V236ZM41 240V238L38 240V243H39V241ZM97 240V239H96ZM58 241H61V242H63V240H58ZM150 241H151V239H150ZM65 243V242H64ZM77 243V242H76ZM58 244V243H57ZM56 244V245H57ZM56 247V246H55ZM173 247V245H171V248H170V252L171 253H173V252H175L176 251V249H173L172 248ZM51 248H49V250H50ZM55 249V248H54ZM53 249V250H54ZM52 249L47 253V256H46V258L48 259V261L50 262V264H51V257H50V255H51V253H52V251H53ZM39 251L40 252H42L41 250H40V248H39ZM203 256V255H202ZM202 259V258H201ZM201 259H196L198 262L201 260Z\"/></svg>",
  "mask_w": 264,
  "mask_h": 264
}]
</instances>
